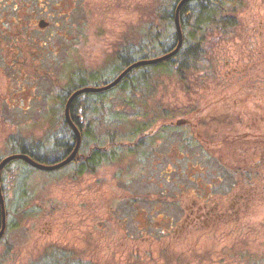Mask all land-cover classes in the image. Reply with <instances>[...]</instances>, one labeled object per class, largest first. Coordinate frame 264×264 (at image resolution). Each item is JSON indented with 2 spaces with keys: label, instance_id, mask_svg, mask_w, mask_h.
<instances>
[{
  "label": "rangeland",
  "instance_id": "obj_1",
  "mask_svg": "<svg viewBox=\"0 0 264 264\" xmlns=\"http://www.w3.org/2000/svg\"><path fill=\"white\" fill-rule=\"evenodd\" d=\"M166 1L0 0V158L19 137L60 133L67 89L92 73L99 78L85 77L88 86L112 79L117 52L138 46ZM236 16L232 34L208 39L206 81L161 74L139 109L117 93L104 100L138 113V123L160 105L188 108L173 122L188 121L205 146L188 150L180 134L158 137L154 125L144 163L127 155L82 175L74 165L31 171L20 212L16 180L29 167L13 161L0 264H264V0H242ZM134 124L109 122L99 133ZM215 161L249 174L219 181Z\"/></svg>",
  "mask_w": 264,
  "mask_h": 264
},
{
  "label": "trees",
  "instance_id": "obj_2",
  "mask_svg": "<svg viewBox=\"0 0 264 264\" xmlns=\"http://www.w3.org/2000/svg\"><path fill=\"white\" fill-rule=\"evenodd\" d=\"M181 0H167L166 6L160 12V22L155 27L147 30L146 36L136 47L124 48L117 52L116 63L112 69L115 78L122 70L141 58H154L173 50L178 44V33L176 28V8ZM242 0H191L185 3L179 12V20L183 32V44L179 52L172 58L157 64L142 66L133 69L116 87L100 93H87L77 97L70 106V116L77 125L82 136L80 150L76 158L68 165L61 168L66 169L75 166L73 175H82L84 172H94L98 168L120 160L127 155H135L142 163L146 159V145L153 142L147 133L154 125L158 126L157 136H166L168 133L180 134L182 143L188 150L204 143L196 138V130L188 121L173 122V119L180 114H187L188 108L170 109L164 105L155 108V115L148 122H136L137 114L129 115L119 109H113L105 104L106 96L117 93L120 100L136 109L138 102H144L149 95L150 86L157 82L159 75L177 77L185 80L190 74H200L199 79L206 81V75L201 72L209 69L210 59L207 56L208 39L215 34H232L237 24L236 11ZM131 50V51H130ZM139 52L136 54L135 51ZM99 78L97 74H90L78 79L77 83L70 86L62 99V105L58 119L61 123L60 133L42 141L26 143L23 138L14 140V145L9 149L8 156L14 153H25L43 163H56L66 158L75 148L76 136L65 118V105L68 97L78 88L88 86L86 78ZM104 81L100 85L108 83ZM138 111V110H137ZM139 116V115H138ZM134 121V126L128 132H120L118 129L105 130L99 133L100 129L111 122ZM108 126V125H107ZM207 151L215 152L217 149L209 145ZM205 146V145H204ZM202 146V148L204 147ZM201 147V145H200ZM234 148V147H233ZM182 155L184 152L182 151ZM0 158V161L5 157ZM51 156L55 158L49 160ZM209 157L210 155L206 154ZM210 160V158H208ZM19 166H28V169L18 175L15 206L20 212L28 204L26 197V184L31 171L36 170L23 160H15ZM12 163V162H10ZM10 163L2 170L1 185L6 201L7 219L8 209L11 201L5 195L4 175L8 173ZM15 163V162H14ZM215 166L221 168L217 180L234 179L237 174L247 176L249 173L241 172L239 168H229L224 164L215 161ZM10 173V170H9ZM192 180V178H190ZM8 222V220H7ZM1 226V208H0ZM7 225V231H8ZM6 231V232H7ZM6 234V233H5ZM53 259V258H51ZM40 264H44L41 263ZM57 264V263H54Z\"/></svg>",
  "mask_w": 264,
  "mask_h": 264
},
{
  "label": "water",
  "instance_id": "obj_3",
  "mask_svg": "<svg viewBox=\"0 0 264 264\" xmlns=\"http://www.w3.org/2000/svg\"><path fill=\"white\" fill-rule=\"evenodd\" d=\"M191 0H181L176 8V28H177V33H178V44L177 46L161 55V56H157L154 58H141L136 60L135 62H133L132 64H130L129 66H127L124 70H122L115 78H113L111 81H109L108 83H105L104 85L101 86H85V87H80L77 90H75L67 99L66 101V105H65V118L67 123L69 124V126L72 128V130L74 131V134L76 136V145L75 148L73 149V151L64 159H62L59 162L56 163H43L40 162L36 159H34L32 156L25 154V153H14V154H10L8 156H5L1 161H0V208H1V226H0V238H2L6 231H7V210H6V201H5V197H4V193H3V187L1 185V173L2 170L10 163L13 162L15 160H23L26 163H28L30 166L35 167L36 169H40V170H46V171H53V170H57V169H61L62 167L70 164L78 155L79 150H80V146H81V142H82V136L80 133L79 128L77 127V125L73 122V120L71 119L70 116V106L72 104V102L79 96L87 94V93H100V92H105L108 91L114 87H116L133 69L138 68V67H142V66H148V65H153V64H157L160 63L162 61H165L169 58H172L174 55H176L179 50L182 47L183 44V32L181 29V24H180V20H179V12L180 9L182 8V6L189 2ZM48 26V22L44 19H41L39 21V27H41V29L46 28Z\"/></svg>",
  "mask_w": 264,
  "mask_h": 264
}]
</instances>
